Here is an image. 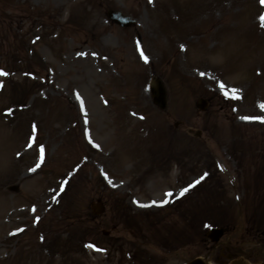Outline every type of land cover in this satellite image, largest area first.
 I'll list each match as a JSON object with an SVG mask.
<instances>
[{"label": "rangeland", "instance_id": "obj_1", "mask_svg": "<svg viewBox=\"0 0 264 264\" xmlns=\"http://www.w3.org/2000/svg\"><path fill=\"white\" fill-rule=\"evenodd\" d=\"M263 16L264 0H0V264L264 260L248 242L264 231ZM187 221L227 233L191 247Z\"/></svg>", "mask_w": 264, "mask_h": 264}, {"label": "water", "instance_id": "obj_2", "mask_svg": "<svg viewBox=\"0 0 264 264\" xmlns=\"http://www.w3.org/2000/svg\"><path fill=\"white\" fill-rule=\"evenodd\" d=\"M109 17L112 18L114 21L118 22L119 24H128L129 23V19L128 18H124L120 13L118 12H110ZM192 264H205L200 260L195 261Z\"/></svg>", "mask_w": 264, "mask_h": 264}, {"label": "snow or ice", "instance_id": "obj_3", "mask_svg": "<svg viewBox=\"0 0 264 264\" xmlns=\"http://www.w3.org/2000/svg\"><path fill=\"white\" fill-rule=\"evenodd\" d=\"M146 59V58H145ZM222 87H223V85H222ZM185 191H187V190H185Z\"/></svg>", "mask_w": 264, "mask_h": 264}]
</instances>
